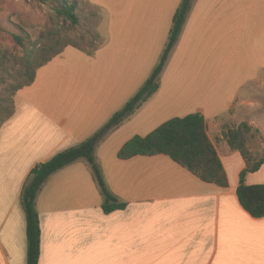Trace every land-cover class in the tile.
I'll return each mask as SVG.
<instances>
[{
    "label": "crops",
    "instance_id": "0c3cea01",
    "mask_svg": "<svg viewBox=\"0 0 264 264\" xmlns=\"http://www.w3.org/2000/svg\"><path fill=\"white\" fill-rule=\"evenodd\" d=\"M100 13L94 55L69 46L17 92L0 127V264H27L21 202L31 170L92 137L150 77L182 0H84ZM159 90L95 148L110 193L106 213L86 159L52 174L35 205L38 264H264V217L237 196L246 162L226 133L247 123L264 156V0H194ZM201 113L229 180L206 183L164 154L118 158L166 121ZM264 184V163L246 177Z\"/></svg>",
    "mask_w": 264,
    "mask_h": 264
},
{
    "label": "trees",
    "instance_id": "16d2710c",
    "mask_svg": "<svg viewBox=\"0 0 264 264\" xmlns=\"http://www.w3.org/2000/svg\"><path fill=\"white\" fill-rule=\"evenodd\" d=\"M49 5L56 13L59 27L52 26L42 32L38 41H33L30 35L20 26L13 38L25 55L22 58V69L18 71V83L13 86L7 103L0 108V127L15 113L14 97L21 89L34 83L38 70L73 46L81 51L94 55L102 44L98 31L86 32L81 35L90 39L89 48L84 44L75 43L65 31L75 29L80 25L81 8L77 1L70 0H38ZM194 0H182L176 11L167 45L154 67L150 77L140 87L126 105L116 112L112 118L92 137L78 146L69 148L54 155L50 160L36 165L30 172L22 190L21 202L26 214L27 234V264H38L40 255V219L35 200L43 184L48 178L80 159H86L96 175L102 193L105 196L103 209L106 213L125 209L126 204L110 193L101 169L95 160L96 145L111 131L119 127L131 117L144 102L151 98L160 88L159 78L170 56V53L182 32L186 18ZM99 20L101 18L99 17ZM0 31L2 28L0 27ZM5 53L0 48V69L5 64ZM252 132L247 123L230 129L226 133L228 144L233 150L240 152L246 162L245 169L240 174L237 196L242 207L255 218L264 217V184L248 185L246 177L249 173L257 172L264 163V156L257 157L248 147L249 136ZM164 154L169 156L202 181L226 188L229 186L228 176L220 156L207 133L206 119L201 113H192L185 117L170 119L146 136H135L127 141L118 152V158L127 160L135 156H154Z\"/></svg>",
    "mask_w": 264,
    "mask_h": 264
},
{
    "label": "rangeland",
    "instance_id": "374dc122",
    "mask_svg": "<svg viewBox=\"0 0 264 264\" xmlns=\"http://www.w3.org/2000/svg\"><path fill=\"white\" fill-rule=\"evenodd\" d=\"M70 1L79 3L81 22L75 29L65 31L64 34L70 36L75 43L89 48V37L82 39L81 35L98 30L100 12L84 0ZM13 25H20L33 41H38L42 32L52 26L58 28L60 24L55 11L38 0H0V48L5 53V64L0 69V108L7 103L9 92L19 81L17 74L22 69V58L25 55L13 38V34L18 33Z\"/></svg>",
    "mask_w": 264,
    "mask_h": 264
}]
</instances>
